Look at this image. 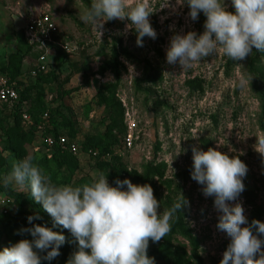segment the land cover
<instances>
[{"label": "rangeland", "instance_id": "obj_1", "mask_svg": "<svg viewBox=\"0 0 264 264\" xmlns=\"http://www.w3.org/2000/svg\"><path fill=\"white\" fill-rule=\"evenodd\" d=\"M90 2L0 0V69L11 67L16 72L13 76L1 71L0 79L13 82L20 95L26 96L22 107L30 113L31 123L43 117L32 131V124H23L8 103L0 102V183L13 162L33 155L58 185H82L104 172L115 186L109 180L116 172L117 179L150 184L160 201V211L170 208L182 194L188 203L180 214L198 242L199 259L188 241L176 234H167L155 243L150 240L148 251L169 241L183 252V264H219L230 237L216 227L219 213L214 197L205 196L203 186L191 178V149L196 145L206 151L219 143L220 151L230 157L239 155L247 165V174L238 200L249 223L253 219L264 222V156L254 148L258 147L256 136L264 135L260 99V93L264 96V57L254 49L245 60L234 62L220 50L190 69L180 70L179 64H169L166 59L170 38L190 30L202 33L206 20L203 12L193 21L187 4L180 6L176 0H168L171 7L160 8L164 0H150L156 10L149 19L157 37L145 36L143 46H138L134 29L124 34L125 25L130 23L127 18L105 22L99 39L93 26L80 20ZM135 3L128 0L130 6ZM223 3L228 11L235 12L232 0ZM40 15L50 16L58 30L57 41L72 47L61 60L55 47L47 59V73L37 69L39 50L26 48L22 37L28 19ZM115 57L123 66L119 73L101 72V67ZM241 78L245 80L243 87L239 86ZM193 80L201 81V90L189 85ZM51 116L70 123L71 127L58 129L57 135L59 140L75 144L79 153L66 162L45 166L42 161L53 154L44 144L46 137L54 139L47 121ZM17 122L24 137L10 142L6 131ZM96 144L104 150L99 153ZM132 171L149 179L137 181L129 174ZM11 189L26 195L27 217L43 214L49 227L65 236L62 254L41 264H66L77 250L71 233L55 225L30 192ZM13 209V199L0 193V250L20 239H33L30 233L18 234L27 227ZM155 264L174 262L169 258L155 260Z\"/></svg>", "mask_w": 264, "mask_h": 264}, {"label": "clouds", "instance_id": "obj_2", "mask_svg": "<svg viewBox=\"0 0 264 264\" xmlns=\"http://www.w3.org/2000/svg\"><path fill=\"white\" fill-rule=\"evenodd\" d=\"M176 3L187 4L191 20H197L201 12L206 20L202 33L190 30L170 38L166 49L169 64L188 70L195 62L220 50L234 62L245 60L254 49L264 53V0H232L235 12L228 11L223 0ZM163 7H171L168 0L161 4L160 8ZM155 10L150 0H136L134 6L128 0H91L80 20L92 25L101 39L105 22L127 18L130 23L125 25L124 34L134 29L137 45L143 46L145 36L157 37L149 19ZM244 84L241 78L239 86ZM219 145L206 151L196 145L191 149V178L203 186L205 196L214 197L219 213L216 227L230 237L219 264H264V222L253 219L249 223L238 200L245 188L247 165L239 155L230 157L220 151ZM255 145V150L264 156V135L256 136ZM3 186L30 192L54 224L71 233L77 250L66 264H155L154 257L147 252L149 241L155 243L165 238L172 228L170 222L178 218L177 213L188 203L181 194L170 208L160 211V201L150 184H136L124 178L117 179L113 186L104 172L82 185H58L33 155L13 162L11 171L3 177ZM38 218L27 217L30 224ZM25 232L33 239H20L0 250V264H41L42 260L50 262L60 255L65 242L61 232L41 224L21 228L18 234Z\"/></svg>", "mask_w": 264, "mask_h": 264}, {"label": "trees", "instance_id": "obj_3", "mask_svg": "<svg viewBox=\"0 0 264 264\" xmlns=\"http://www.w3.org/2000/svg\"><path fill=\"white\" fill-rule=\"evenodd\" d=\"M22 37H23L24 42L26 44V48L32 50L33 47L31 45H29V43L27 42V39H26V37L24 35V30L22 32ZM55 38L57 39L58 35ZM57 50L60 53V55L58 57V60H61L62 56L66 55V53L63 52L60 48H57ZM258 56L263 58L264 57V53H259L258 52ZM121 67H123L122 64L115 57V60L113 62L105 63L101 67V72L109 71L111 73L118 74L119 73V69ZM1 71H4L3 73H5V71H7V72H9V74H12L13 76H16L15 69H13L11 67H7L6 69L1 68L0 72ZM259 78H260V76H259ZM6 83L9 86L13 87L18 93L17 100L14 103H12V104H10V103H8V104L13 109V114L17 117V119H19V121L20 120L22 121V117L21 116H22L23 113H27V114L30 115V113L22 107V104H23L24 100L26 99V96L20 95V91H19L18 87L13 82L6 81ZM189 85L191 87L197 89V90H201L202 89L200 80L190 81ZM260 99H261V101L263 102V105H264V96L261 93H260ZM30 117H31V115H30ZM42 121H43V117L42 116H38V117L34 118L33 122L31 123L32 124L31 130L35 131L37 129V127L42 123ZM47 121H48L49 127L51 129L50 130V134H52L53 137H54V139L52 138L54 140V143L52 145L48 146V147L52 148L53 154L51 155L50 159H45V160L42 161V163H44L45 166H49L50 164H57L59 161L66 162L68 160V158H73L74 156H76L72 152L67 150V148H63L61 146L60 140H59L58 135H57V130L58 129H62L64 125H66L65 127H71L70 123H68V122H64V123L63 122H59L57 120V118H55L54 116H51L50 118H48ZM14 126L15 127H11V128H9L6 131L7 139H9L10 142L16 141V140H19V139H23V137H24V133H22L21 130H19V122H17ZM95 147L98 149L99 153L104 150V146H102L101 144H96ZM129 174L132 175L133 179H135L137 181L146 182L149 179L148 175H142L141 176V175H138L134 171L129 172ZM117 177H118V174L115 172L113 175H111L109 181L115 182L117 180ZM0 193H6V195L9 198L13 199V204H14L13 212H15V217L22 216L23 224L27 228L31 227L32 224H41V225H46L47 227H49V225L47 224V221L45 220L43 214H39L38 215L39 218H38V220L36 222L33 221L32 224L29 223V221L27 219V215H26V211H27L26 207L27 206L24 203V200L26 198L25 194L18 193L14 189H11V188H5L3 186V183H0ZM154 196H156L155 192H154ZM177 217H178L177 219H175L174 221L171 222L172 228H171V231H170L169 235L176 234V235H180L181 237H183L191 245L194 256L197 259H199L198 254H197V250H198L199 246H198V242H197L196 238L192 235V232L190 231V229L184 223L183 215H181L178 212L177 213ZM9 221H11V220H9ZM147 252H148V255L151 256V257H154L155 260L164 261L165 259L172 258L174 264H183V258H184L183 252L179 248L173 247L169 243V241L162 242L156 248H154L152 250H149V251L147 250ZM60 254H62L61 247H60Z\"/></svg>", "mask_w": 264, "mask_h": 264}, {"label": "built area", "instance_id": "obj_4", "mask_svg": "<svg viewBox=\"0 0 264 264\" xmlns=\"http://www.w3.org/2000/svg\"><path fill=\"white\" fill-rule=\"evenodd\" d=\"M24 35L29 45L34 49L39 50V56L37 58V69L47 73V62L49 54L52 53L56 48H60L63 52H72V47L67 42H59L55 38L58 35V30L55 23L48 15H40L33 18H29L24 26ZM67 49V50H66ZM17 91L9 86L6 81L0 79V102L3 103H14L17 100ZM22 123L31 124V117L27 113L22 114ZM47 146L54 143V140L47 137L44 140ZM60 144L63 148H67L74 155L79 153L78 148L75 144L63 142L60 140Z\"/></svg>", "mask_w": 264, "mask_h": 264}]
</instances>
